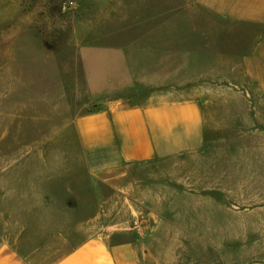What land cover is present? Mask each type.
Instances as JSON below:
<instances>
[{"label":"rangeland","instance_id":"obj_1","mask_svg":"<svg viewBox=\"0 0 264 264\" xmlns=\"http://www.w3.org/2000/svg\"><path fill=\"white\" fill-rule=\"evenodd\" d=\"M71 1L0 0V199L12 200L18 176L36 179L43 197L46 183L66 181L64 166L79 159L66 127L93 106L70 41ZM252 68L227 74L219 58L182 57L181 71H166V93L202 103L205 145L134 165L121 181L127 193L102 183L99 234L112 232L115 217L131 226L191 225L198 232L175 257L166 248L165 264H264V60ZM57 229L37 233L24 251L42 264L58 259L80 236Z\"/></svg>","mask_w":264,"mask_h":264},{"label":"crops","instance_id":"obj_2","mask_svg":"<svg viewBox=\"0 0 264 264\" xmlns=\"http://www.w3.org/2000/svg\"><path fill=\"white\" fill-rule=\"evenodd\" d=\"M71 4L76 14L70 41L93 108L66 127L76 136L79 156L64 166L66 181L46 183L40 197L36 179L14 177L12 200L0 199V264H42L24 250L33 247L37 233L53 227L80 237L50 264H165L166 248L185 245L198 230L180 224L131 226L115 217L112 232L99 234L101 184L127 193L121 181L132 176L134 165L204 147L202 103L164 91L166 58H173V73L181 71L182 57H216L221 73L252 74L255 60H264V0ZM166 25L173 26L171 33ZM170 255H177L175 249Z\"/></svg>","mask_w":264,"mask_h":264},{"label":"built area","instance_id":"obj_3","mask_svg":"<svg viewBox=\"0 0 264 264\" xmlns=\"http://www.w3.org/2000/svg\"><path fill=\"white\" fill-rule=\"evenodd\" d=\"M134 224H135V226H138V225H139V221L136 220V221L134 222Z\"/></svg>","mask_w":264,"mask_h":264}]
</instances>
